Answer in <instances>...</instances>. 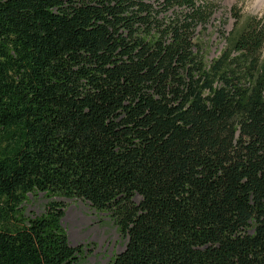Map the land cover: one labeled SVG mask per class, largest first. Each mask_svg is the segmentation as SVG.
<instances>
[{
	"label": "trees",
	"instance_id": "obj_1",
	"mask_svg": "<svg viewBox=\"0 0 264 264\" xmlns=\"http://www.w3.org/2000/svg\"><path fill=\"white\" fill-rule=\"evenodd\" d=\"M214 13L0 0V264L79 262L56 198L110 217L109 264H264V22L211 58Z\"/></svg>",
	"mask_w": 264,
	"mask_h": 264
},
{
	"label": "rangeland",
	"instance_id": "obj_2",
	"mask_svg": "<svg viewBox=\"0 0 264 264\" xmlns=\"http://www.w3.org/2000/svg\"><path fill=\"white\" fill-rule=\"evenodd\" d=\"M205 0H198L203 4ZM215 6L204 41L208 42L210 57L214 58L224 46L225 37L237 26L236 14L242 22L256 18L264 22V4L257 0H210ZM225 35V37H224ZM66 206L64 226L74 248H82L77 264H109L122 253L126 241L120 237L114 222L106 214L98 213L82 200L56 198ZM48 200L43 195L29 197L26 214L40 216Z\"/></svg>",
	"mask_w": 264,
	"mask_h": 264
},
{
	"label": "bare ground",
	"instance_id": "obj_3",
	"mask_svg": "<svg viewBox=\"0 0 264 264\" xmlns=\"http://www.w3.org/2000/svg\"><path fill=\"white\" fill-rule=\"evenodd\" d=\"M257 4L258 5H263L264 4V0H257Z\"/></svg>",
	"mask_w": 264,
	"mask_h": 264
}]
</instances>
